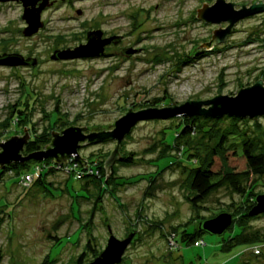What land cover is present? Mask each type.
Instances as JSON below:
<instances>
[{
  "label": "rangeland",
  "instance_id": "1",
  "mask_svg": "<svg viewBox=\"0 0 264 264\" xmlns=\"http://www.w3.org/2000/svg\"><path fill=\"white\" fill-rule=\"evenodd\" d=\"M204 1L207 5L215 2L49 0L40 14L43 26L30 36L22 33L26 24L21 3L0 2V55L19 54L35 60L34 64H0V142L25 133L23 123L14 127L6 121L20 97L32 106L33 131L26 129L30 137L44 128L61 131L70 125L85 127V132L110 129L128 109L171 107L217 94L235 95L258 79L264 85V11L239 19L222 42L205 50L206 46L200 45L227 22L197 18L196 9ZM96 29L102 31V38H117L104 46V54L84 59L51 58L54 50L72 49L85 41L88 31ZM126 49L138 51L126 55ZM224 116L220 129L229 125ZM189 117L149 118L133 125L120 144V154L131 153L133 163H113L116 178L110 185H101L102 209L94 211L89 225L92 202L99 191L92 177L56 171L46 176L43 186L25 185L20 180L19 175L33 172L36 163L47 159L51 163L49 158L29 160L27 170L19 175L5 174L0 181V264H41L45 260L48 264H76L83 252L82 260L89 263L105 248L109 230L123 239L133 229L140 237L126 246L119 264H264V213L251 216L243 228L247 237L257 236L260 242L224 251V241L239 231L237 217L243 199L220 188L197 210L187 200L188 175L183 167L199 164L198 158L215 140L202 137L197 129L186 137L185 152L182 146L162 152L180 134L178 125L186 122L194 128ZM236 118L264 150V117ZM227 136L229 143L239 142L237 134ZM184 139L179 135L177 141ZM114 146L113 140L86 144L79 154L87 162L92 160L96 171L102 163L104 168ZM232 165L243 166L242 157L234 158ZM104 172L106 176L105 168ZM37 177L36 173L34 181ZM154 177V188L145 194ZM251 184L259 194L264 193V175L252 177ZM220 212L232 215L230 229L222 235L203 232L197 239L204 241L200 247L195 241L180 242L181 233L175 230L191 232L200 220ZM170 232L178 235L176 248L167 241ZM88 240L95 249L91 252L85 248Z\"/></svg>",
  "mask_w": 264,
  "mask_h": 264
},
{
  "label": "water",
  "instance_id": "2",
  "mask_svg": "<svg viewBox=\"0 0 264 264\" xmlns=\"http://www.w3.org/2000/svg\"><path fill=\"white\" fill-rule=\"evenodd\" d=\"M16 1L22 4L21 18L26 26L22 29L25 36L36 33L42 26L40 14L43 8L50 4L49 0H0V2ZM246 2H251L246 5ZM239 5V8H235ZM197 18L206 22L220 23L226 21L224 28L212 31L211 38L200 46H206L205 50L220 43L231 32L233 25L239 19L264 11V3L261 0H241L239 2L215 0L214 4L207 5L202 2V7L197 8ZM101 30H90L86 34V42L79 44L72 49L54 50L52 59H67L76 57L96 56L103 52L104 46L110 41H116V37H101ZM138 51L126 49L124 53L130 55ZM34 59H25L19 54L0 55V64L20 65L34 64ZM235 95L217 94L205 100H188L179 105L171 107L146 108L137 111H128L117 118L112 128L85 132V127L68 126L61 131H51V141L43 149L23 154L24 145L29 139V134L24 127L23 136H11L9 139L0 142V169L16 162L23 164L28 160L42 161L49 158L56 165L66 164L67 158L71 155L79 162L82 168L88 167L87 159L79 154V148L86 144H99L105 141H115V146L104 162L106 176L115 161L121 160L120 144L126 134L138 120L149 118H167L171 116H203L209 118L221 117L223 115L239 118L264 117V85L262 79H258L252 85L242 87L235 91ZM106 177V178H107ZM264 213V193L258 194L255 204L248 214L255 216ZM232 223V215L227 212H220L215 216L203 219L199 222V228L210 234L222 235ZM138 237L136 231H130L123 239L116 238L109 230V237L105 248L89 263L84 264H119L127 245Z\"/></svg>",
  "mask_w": 264,
  "mask_h": 264
},
{
  "label": "trees",
  "instance_id": "3",
  "mask_svg": "<svg viewBox=\"0 0 264 264\" xmlns=\"http://www.w3.org/2000/svg\"><path fill=\"white\" fill-rule=\"evenodd\" d=\"M20 105H25V107L22 108ZM28 105H30V103L28 101L26 102L20 97L18 99L17 105H14L12 107L8 118L6 119L7 124L9 126L13 125L14 127H17L21 125V123H23L24 126L26 125L27 129L33 131V123L30 121V115L32 114V106ZM25 110H29L30 112H24ZM57 112L58 111L55 110L54 113L56 114ZM224 117H227V120H229V125L224 127L223 129H220L218 127L221 120H223V118L221 117L209 118L196 115L189 117L191 125L194 126L192 130L189 128L186 122H182L180 125H178V128L181 127L179 135L182 138L183 136H185V139L183 140L184 142L182 141V143H180L179 141H177L179 135L174 136L173 142L171 144L165 145V147L162 148V152L165 154V152L167 153L169 150H173V146H175V149H179V147L182 146V152H185L187 150L185 147L187 145V142H185V140L187 139L186 137H191L197 131V129L202 132V137H206L210 140H215V144L213 146L207 147L208 150L205 155L203 157L198 158L199 164L194 166L183 167L188 175L187 189L190 193V196L187 198V200L189 201L193 209L197 210L201 202H203L210 194L220 188L228 189L230 192L238 194L241 199H243V204H245L243 205V210H241L240 215L237 217V220L239 221V231L237 233H234L233 235L228 236V238L224 241L225 244L221 246L222 250L229 251L237 245L244 244L246 246L261 241V239L257 236L247 237L246 234L243 232V228L245 227V223H247V221L252 218L248 214V212L251 207L255 204V198L259 194V192L254 190V184H251V178L254 176L261 177L264 175V150L259 144H257L256 138L251 137L249 134L246 133L245 129L239 126V123L237 122L238 118L232 116L229 117L228 115H225ZM52 122L53 124L57 123V118L54 119ZM50 128L54 127L50 126ZM50 131L49 129L44 128L39 134H32L29 137L27 143L24 145L22 151L23 154H27L36 150H41L47 144H49L51 141ZM212 132H215V134H212ZM229 133L237 134L239 136V142L229 143V137L227 136ZM212 135L214 137H211ZM130 154L131 153L124 155L122 154L121 160L118 161V163L132 164L134 158ZM237 156H241L243 159V166L241 167L232 165V160ZM191 158L192 157L190 156L189 159ZM28 161L23 164L13 162L5 166L3 169H0V181L2 177L8 172H11L15 175H19L22 172L26 171L28 167ZM46 161L48 162V159ZM88 162L92 164V160ZM102 164L96 167V174L85 173L83 174V176H81V178L92 177V181H94V183L96 182V184L99 186V191L94 196L92 202V209L87 220L88 225L92 222L94 211L96 209H102L101 185H110V183H112L113 181V178H116V176L114 175L116 165H113L111 167V175L110 177H107L105 176ZM171 164H169V167ZM56 171L57 170L54 166L43 170L38 175L36 180L32 181V184L35 183L40 186H43L45 184L44 180L46 176L49 174H54V172ZM114 181L117 184L119 183L117 179ZM154 182L155 177L152 178L149 182L145 194L154 188ZM106 189L108 188L106 187ZM231 226L232 225H230L228 229H230ZM132 231L136 230L133 229ZM175 231L179 234L181 233L179 239L182 244L193 243L198 238H200V235L203 232H206L199 228V223L191 232H189L187 228H184L183 230H181V232H179L178 230ZM87 232L89 235H91V227L87 228ZM139 235L140 234L138 233V237L135 241L139 239ZM92 245L93 244H91V242L88 240L85 244V248L91 252L95 250ZM84 255V252L81 253L76 259L75 263L84 264L85 262L82 260ZM95 256L96 255H94V257ZM41 264H48V260L43 261Z\"/></svg>",
  "mask_w": 264,
  "mask_h": 264
},
{
  "label": "built area",
  "instance_id": "4",
  "mask_svg": "<svg viewBox=\"0 0 264 264\" xmlns=\"http://www.w3.org/2000/svg\"><path fill=\"white\" fill-rule=\"evenodd\" d=\"M54 166L56 168L57 171H60L62 173L65 174H71L74 173L76 175L77 178H80L81 176H83V174H92V173H97V170L95 171L92 167V164L88 163V167L86 169L82 168L80 163L74 160V156L71 155L70 157L67 158V163L66 164H58L56 165L54 162L51 163H47L45 161L36 163L33 166V172H24L20 175V180H22V182L25 185H28L30 183H32V181L35 178V174L37 173L38 175L43 171L48 169L49 167ZM10 174H12L11 172H9ZM167 241L169 243V245L172 248H176L177 246H179V240H178V235L175 232H170L167 235ZM196 246H202L204 245V241L201 239L196 240L195 242ZM255 249H257V247H254ZM258 250V249H257ZM255 250V251H257Z\"/></svg>",
  "mask_w": 264,
  "mask_h": 264
},
{
  "label": "flooded vegetation",
  "instance_id": "5",
  "mask_svg": "<svg viewBox=\"0 0 264 264\" xmlns=\"http://www.w3.org/2000/svg\"><path fill=\"white\" fill-rule=\"evenodd\" d=\"M20 3H21V2H20ZM21 5H22V4H21ZM86 34H87V33H86ZM86 34H85V37H84V38H85V41H84V42H80L81 44L86 42V38H87V37H86ZM103 50H104V49H103ZM101 54H104V52H102V53H100L99 55H96V56L76 57V59H80V58H81V59H82V58H83V59H84V58H94V57H98V56H100ZM86 132H87V131H86ZM119 150H120V148H119Z\"/></svg>",
  "mask_w": 264,
  "mask_h": 264
}]
</instances>
